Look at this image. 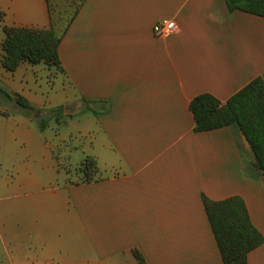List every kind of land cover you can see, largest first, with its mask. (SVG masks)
I'll return each mask as SVG.
<instances>
[{"label":"crops","instance_id":"crops-1","mask_svg":"<svg viewBox=\"0 0 264 264\" xmlns=\"http://www.w3.org/2000/svg\"><path fill=\"white\" fill-rule=\"evenodd\" d=\"M0 10L4 26L51 25L48 0ZM167 20L177 31L156 36ZM5 37L0 27V87L74 131L63 152L24 108L0 115V264H224L203 195L243 198L264 236V176L245 135L196 132L190 110L196 96L226 103L264 80V17L225 0H86L49 88L38 65L3 67ZM71 141L96 158L94 181L62 165ZM248 264H264V243Z\"/></svg>","mask_w":264,"mask_h":264},{"label":"trees","instance_id":"trees-1","mask_svg":"<svg viewBox=\"0 0 264 264\" xmlns=\"http://www.w3.org/2000/svg\"><path fill=\"white\" fill-rule=\"evenodd\" d=\"M86 0H48L50 9L49 28L4 26L5 12L0 10V27L5 39L2 43V65L10 72L16 71L23 62L45 64L59 72L64 68L59 55L63 37L76 19ZM229 11H242L264 17V0H225ZM0 98L7 103L14 100L32 117L36 110L21 96L13 97L0 87ZM0 101V115L7 117ZM87 109L96 111L87 106ZM196 121L195 131L204 132L238 125L255 155L254 165L264 176V80L256 78L226 103L210 94L196 96L190 103ZM61 111V108L53 112ZM49 124L40 120V130ZM82 182L96 179L99 172L96 158L87 156L82 164ZM206 214L213 230L224 264H248L249 254L264 243V236L254 225L243 198L233 196L216 201L203 195ZM140 259L141 257L138 256Z\"/></svg>","mask_w":264,"mask_h":264},{"label":"rangeland","instance_id":"rangeland-1","mask_svg":"<svg viewBox=\"0 0 264 264\" xmlns=\"http://www.w3.org/2000/svg\"><path fill=\"white\" fill-rule=\"evenodd\" d=\"M37 65L40 68V70L37 73V78L41 83L42 82L45 83L44 88H49L52 86V84L59 82L58 81L59 78L57 79L56 77L57 75H59L60 72L55 67H49L43 63L37 64ZM0 101L2 105L6 107L8 112H16V111L22 110V108L18 105L16 108H12L11 103H7L1 98H0ZM34 117L35 116L33 115L31 119L32 125L37 126L38 129L40 130V120H42L43 117H40V118H34ZM45 120L49 124L48 128L46 129L47 131L46 135L53 136L54 140H56L57 144L59 145L58 148L61 149L63 152L68 151V146H66V143L68 142H64L63 140L68 139L67 137L69 136V134L74 131L73 126H72V124L74 123H70V125H68L69 123L67 124V122L69 121H65L63 119L60 120V118H56L51 121V119L47 117L45 118ZM55 135L57 136L55 137ZM69 144L71 148L69 151L70 156L61 158L62 159L61 163L63 166H70L73 169L75 175L76 174L81 175L82 172L80 170L82 167V163L84 162L89 152L87 151V148L85 149L81 148L78 150L73 149L74 148L73 146L76 145V141H73V142L71 141L69 142Z\"/></svg>","mask_w":264,"mask_h":264},{"label":"built area","instance_id":"built-area-1","mask_svg":"<svg viewBox=\"0 0 264 264\" xmlns=\"http://www.w3.org/2000/svg\"><path fill=\"white\" fill-rule=\"evenodd\" d=\"M177 31V24L173 20L161 21L155 24L154 33L156 36L164 38Z\"/></svg>","mask_w":264,"mask_h":264},{"label":"water","instance_id":"water-1","mask_svg":"<svg viewBox=\"0 0 264 264\" xmlns=\"http://www.w3.org/2000/svg\"><path fill=\"white\" fill-rule=\"evenodd\" d=\"M16 106H17V101H14L12 104V108H16ZM43 115H44L43 111H37L34 116H35V118H40Z\"/></svg>","mask_w":264,"mask_h":264}]
</instances>
